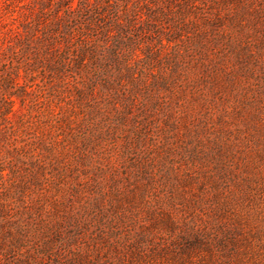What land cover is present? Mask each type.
I'll return each instance as SVG.
<instances>
[{"label":"trees","instance_id":"trees-1","mask_svg":"<svg viewBox=\"0 0 264 264\" xmlns=\"http://www.w3.org/2000/svg\"><path fill=\"white\" fill-rule=\"evenodd\" d=\"M30 1L0 48V264H243L194 126L256 58L226 0Z\"/></svg>","mask_w":264,"mask_h":264},{"label":"rangeland","instance_id":"rangeland-1","mask_svg":"<svg viewBox=\"0 0 264 264\" xmlns=\"http://www.w3.org/2000/svg\"><path fill=\"white\" fill-rule=\"evenodd\" d=\"M237 1L226 0V4L221 2L220 6L207 3L212 7L211 13L216 8L222 13L229 11L241 22L242 35L234 26L228 23L226 26L233 38L250 42L256 58L252 64H244L251 72H241L234 79L240 81L243 88L240 89V101L230 96L221 104L218 98H212L213 102L203 110L204 115L194 126L199 128L198 147L204 152L211 147L208 156L202 157L218 159V162L217 159L204 162L206 172L215 174L228 168L226 181L219 180L213 192L221 193L215 202L227 211L225 220L234 221L248 240L243 264H264V0H244L242 5ZM31 7L30 0H0V48L6 49L16 43V33L23 32L22 24H25ZM227 62L225 60L229 71L233 65ZM235 87L238 89V84ZM44 106L50 107V104L44 102ZM180 133L182 130L178 131ZM175 140L180 138L176 135ZM214 144L220 146L218 155L213 153ZM212 154L214 157L211 158ZM196 166L200 168L201 162L196 161ZM193 186L198 193V187Z\"/></svg>","mask_w":264,"mask_h":264}]
</instances>
